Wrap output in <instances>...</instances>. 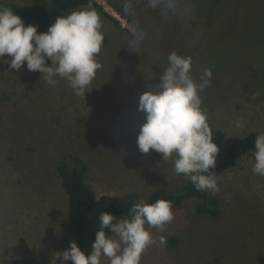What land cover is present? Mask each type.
Segmentation results:
<instances>
[{"label": "rangeland", "instance_id": "374dc122", "mask_svg": "<svg viewBox=\"0 0 264 264\" xmlns=\"http://www.w3.org/2000/svg\"><path fill=\"white\" fill-rule=\"evenodd\" d=\"M93 1L116 23L92 7L105 38L97 56L102 67L85 97L75 95L64 79L48 85L26 62L15 70L4 62L9 56L0 60L3 264L55 259L61 252L66 194L56 167L63 157L86 164L83 182L95 193L91 216L120 195L145 200L156 190L178 191L186 183L174 172L175 154L163 160L154 150L141 153L137 145L145 121L139 97L155 90L170 53L192 57L197 81L205 68L212 71L211 86L201 97L219 148L216 162L226 139L264 133V0H225L217 6L213 0H181L193 9L184 21H165L144 0ZM129 4L132 16L124 12ZM133 24L147 34L139 53L128 45ZM237 119L245 122L243 129L235 127ZM253 152L218 177L219 191L211 193L219 204L217 219L196 214V201L185 202L173 210L164 232L148 228L157 244L145 250L140 264H264V176L252 171ZM160 236L166 237L165 246L158 245ZM101 264L110 261L102 257Z\"/></svg>", "mask_w": 264, "mask_h": 264}, {"label": "clouds", "instance_id": "9594fccd", "mask_svg": "<svg viewBox=\"0 0 264 264\" xmlns=\"http://www.w3.org/2000/svg\"><path fill=\"white\" fill-rule=\"evenodd\" d=\"M144 3L165 21L173 17L184 21L193 12L191 7L182 6L181 0ZM133 7L124 5L125 14L132 16ZM37 27L25 26L11 8L0 6V60L9 56L10 61L4 62L15 70L26 62L27 70L42 73L48 85L55 86L64 79L75 95L85 97L102 67L97 56L105 38L101 18L91 2L86 8L56 17L46 32L38 33ZM146 36L142 28L133 24L129 47L139 53ZM49 60L50 66L46 63ZM167 60L168 67L153 87L155 90L148 89L139 97L138 109L145 114V121L137 136L138 148L141 153L154 150L162 154L163 160L175 154L174 172L188 179L197 191L215 194L219 191L218 177L210 169L216 166L219 148L213 142V129L201 97L204 89L211 86L212 71L205 68L197 81L191 74V56L172 52ZM235 127L243 129L245 122L237 119ZM254 147L252 171L264 176V133L256 136ZM129 216L118 219L111 213H101L91 253L85 255L72 241L67 250L55 253V260L60 259V264L69 260L73 264H101L102 257H107L110 264H140L145 250L157 244L148 228L164 232L165 225L175 218L173 204L165 199L152 204L141 200L129 209ZM166 244V237L160 236L158 245Z\"/></svg>", "mask_w": 264, "mask_h": 264}, {"label": "trees", "instance_id": "16d2710c", "mask_svg": "<svg viewBox=\"0 0 264 264\" xmlns=\"http://www.w3.org/2000/svg\"><path fill=\"white\" fill-rule=\"evenodd\" d=\"M224 1L213 0V3L214 6H217ZM89 2L104 18L115 22L114 18L104 13L93 0H26L25 6H20L8 0H0V6L11 8L23 21L38 26V33H43L48 30L56 17L67 15L81 7H87ZM256 136L257 134L252 133L242 138L230 137L226 139L221 146L223 155L216 162L215 168L210 169V171L215 172V175L220 177L233 168L236 161L255 150L254 141ZM86 168V164L81 159L67 157L61 158L56 167L61 187L66 194V220L59 227L61 252L69 248L70 242L75 241L81 251L85 255H89L96 238V232L99 229L100 214L107 212L118 219L130 218L129 209L135 203L141 201L135 194L120 195L108 206L99 209L94 216H91L95 203V193L83 182ZM158 199L171 201L173 210L181 209L187 201H196L195 211L199 216L215 220L220 215L216 198L209 192L197 191L189 180L178 191L159 189L152 192L143 201L152 204ZM106 235H110L107 230ZM8 264H60V259L22 258ZM64 264H73V262L69 260Z\"/></svg>", "mask_w": 264, "mask_h": 264}]
</instances>
